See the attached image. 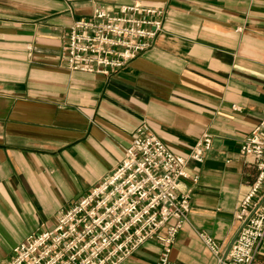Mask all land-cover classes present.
<instances>
[{
	"label": "crops",
	"instance_id": "0c3cea01",
	"mask_svg": "<svg viewBox=\"0 0 264 264\" xmlns=\"http://www.w3.org/2000/svg\"><path fill=\"white\" fill-rule=\"evenodd\" d=\"M131 1L162 8L151 45L108 74L67 69L59 50L72 19ZM263 104L264 0H0V261L109 173L144 120L182 155L210 133L178 183L189 209L169 258L219 264L255 174L239 143ZM160 249L148 239L118 264H155ZM251 264H264V236Z\"/></svg>",
	"mask_w": 264,
	"mask_h": 264
},
{
	"label": "built area",
	"instance_id": "2783aa9c",
	"mask_svg": "<svg viewBox=\"0 0 264 264\" xmlns=\"http://www.w3.org/2000/svg\"><path fill=\"white\" fill-rule=\"evenodd\" d=\"M162 13L139 1L115 10L94 7L88 17L72 22L60 54L69 69L108 74L151 45ZM210 139L202 132L182 155L138 121L111 171L59 209L51 227L16 242L0 264H118L148 239L161 247L155 264H177L169 258L170 246L189 209V193L178 183L189 175L187 160L201 161ZM238 152L251 158L255 174L236 206L239 226L219 264H251L264 236V104ZM198 235L213 253L219 251L210 235Z\"/></svg>",
	"mask_w": 264,
	"mask_h": 264
},
{
	"label": "rangeland",
	"instance_id": "374dc122",
	"mask_svg": "<svg viewBox=\"0 0 264 264\" xmlns=\"http://www.w3.org/2000/svg\"><path fill=\"white\" fill-rule=\"evenodd\" d=\"M119 4H120V3H119ZM119 4H118V5H119ZM152 6H154V5H152ZM94 7H104V8L110 9V10H115V9L117 8V6L114 8V6H113V7H108V6H106V5L104 6V5H102V4H95V5L92 6L89 15L92 13ZM89 15H86V16L83 15V16H78V17H76V18H73L72 21L70 22V24L68 25V28H67V30H66V33H64V37H63V40H62V43H61V46H60V50H59V57H60V60L62 61V63L65 65V67H66L67 69H69V68L67 67V65H66V63H65V61H64V59H63V57L61 56L60 52H61L63 46L65 45L66 41H67V38H68L67 34H68V32H69L70 25L72 24V22H73L75 19H79V18H83V17H88ZM162 17H163V13H162ZM69 70H72V69H69ZM140 121H141V120H140ZM165 145H166V144H165ZM166 146H167V145H166ZM167 147H168V146H167ZM168 148H169V147H168ZM123 149H124V148H123ZM169 149H170V148H169ZM173 152H174V151H173ZM171 261H172V260H171Z\"/></svg>",
	"mask_w": 264,
	"mask_h": 264
},
{
	"label": "water",
	"instance_id": "95a60500",
	"mask_svg": "<svg viewBox=\"0 0 264 264\" xmlns=\"http://www.w3.org/2000/svg\"><path fill=\"white\" fill-rule=\"evenodd\" d=\"M235 236V235H234ZM234 236L231 238V240L229 241V243H228V245H227V248L229 247V245H230V243H231V241H232V239L234 238ZM227 250V249H226ZM226 250H225V252H226ZM225 252H224V254H225ZM223 254V255H224Z\"/></svg>",
	"mask_w": 264,
	"mask_h": 264
}]
</instances>
